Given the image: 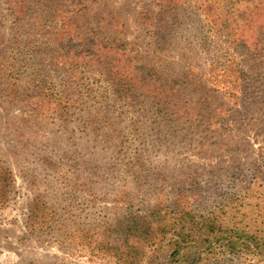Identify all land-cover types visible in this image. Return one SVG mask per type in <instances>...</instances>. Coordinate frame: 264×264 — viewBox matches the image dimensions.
I'll return each mask as SVG.
<instances>
[{
    "label": "trees",
    "instance_id": "16d2710c",
    "mask_svg": "<svg viewBox=\"0 0 264 264\" xmlns=\"http://www.w3.org/2000/svg\"><path fill=\"white\" fill-rule=\"evenodd\" d=\"M156 1L157 12L145 7L141 13L154 38V48L143 49L127 40H100L101 24H79L59 1L0 0V108L31 109L68 134L81 117L103 143L118 148H113L115 160L122 152L129 154V135L139 134L136 125L128 134L119 131L128 112L149 114L155 131L199 148L206 142L218 146L210 141L235 132H251L264 114V43L252 49L254 27L239 20L245 17L238 15L237 4L250 0H199L201 6L191 8L183 0ZM189 23L202 25L200 32L209 34L202 41L221 51L198 72L185 56L176 61L166 54L173 42L192 49L183 40ZM95 76L107 88L102 96L91 83ZM27 124L18 116L0 120V145L35 151L28 145L33 134ZM223 149L237 148L227 143ZM259 150L257 160L236 163L216 186L210 183L211 191L194 172L186 174L183 187L168 185L169 190L171 178L157 174L163 183L148 184L141 200L122 190L121 206L103 217L98 195L110 165L66 170V156H41L45 189L29 207L28 230L55 236L60 246L92 249L117 264H264V141ZM2 157L0 211L16 184ZM140 162L134 155L125 164L138 179L142 173L132 167ZM222 182L226 186L218 187Z\"/></svg>",
    "mask_w": 264,
    "mask_h": 264
},
{
    "label": "rangeland",
    "instance_id": "374dc122",
    "mask_svg": "<svg viewBox=\"0 0 264 264\" xmlns=\"http://www.w3.org/2000/svg\"><path fill=\"white\" fill-rule=\"evenodd\" d=\"M58 1L63 4L61 9L73 12L79 24H86L92 28L101 24L99 39L106 43L117 38L138 43L143 49L148 46L154 48V38L148 33L152 27L143 22L141 13L145 7L157 12L156 0H55L54 3ZM183 2L189 8L202 4L199 0ZM237 8L238 15L245 17L239 19L241 24L248 20L247 23L254 27L249 34L251 36L249 46L252 49L261 48L264 43V0L240 1ZM201 11L200 8L197 10L198 18H201ZM202 18L204 19L203 16ZM185 29L187 31L183 33V40L187 38L189 44H193L192 49L188 48V44L177 45L173 42L171 51L166 54L176 61L185 56L198 72L205 67L207 60L220 55L221 51L216 52L214 46H207L210 42L202 41L209 35L200 32L203 29L202 25L196 23L193 27L192 23H189ZM143 54L148 55L145 52ZM175 68L179 70L177 65ZM91 83L94 84L97 95L105 94L107 88L100 78L95 76ZM18 108L13 107L5 111L0 108V120L5 122L15 116L28 119L27 130L33 134L28 145H33L35 151L23 152L14 148L5 150L0 145V157L4 156L2 158L10 164L16 177L10 201L7 207L0 211V264H117L111 257L93 254L92 249L72 245L60 246L55 236L30 233L27 227L29 207L35 196L45 189L41 180L44 175L41 156L54 160L66 156L64 161L66 170L76 168L79 164H88L91 168H95V164L103 168H109L110 165L111 173H108L109 177L98 195L102 197L97 204L100 216L103 217L111 214L113 212L111 209L115 206H121L119 197L122 190L130 198L141 200L146 186L156 182L163 183V177L171 178L166 185L169 190L168 185L172 188L183 187L188 181L186 174L194 172L201 184L211 191L210 183L216 186L218 177L236 163L248 164L257 160L261 153L260 146L264 141V114L253 122L251 132H235L226 136L224 140L216 138L210 141L217 142L218 146H209L204 141L207 145L199 148L198 143L192 146L190 142L182 143L180 138L175 139L165 136L162 131H155L149 114L142 111L140 116H135L128 112L120 122L119 131L128 134L132 126L136 125L139 134L129 135L132 142L129 154L122 152L119 159L115 160L117 158L113 149L115 147L103 143L98 138L100 135L94 133L95 129L84 123L81 117L74 119L68 134L46 116L40 117L31 109L23 108L20 111ZM227 143L237 149L225 151L223 148ZM115 149L118 151L117 147ZM137 150L139 153L134 154ZM134 155L140 156L141 162L139 166L132 168L142 173L140 178H144V181L132 177L128 171L130 168L126 171V160L133 158ZM226 184L222 182L218 187ZM88 212L93 211L89 209ZM146 263L147 261L144 264Z\"/></svg>",
    "mask_w": 264,
    "mask_h": 264
}]
</instances>
